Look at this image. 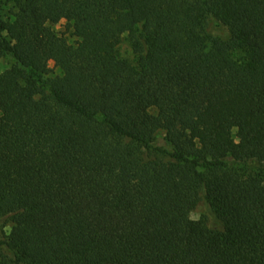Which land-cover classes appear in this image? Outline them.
<instances>
[{"label": "trees", "instance_id": "16d2710c", "mask_svg": "<svg viewBox=\"0 0 264 264\" xmlns=\"http://www.w3.org/2000/svg\"><path fill=\"white\" fill-rule=\"evenodd\" d=\"M12 1L0 264H264V0Z\"/></svg>", "mask_w": 264, "mask_h": 264}, {"label": "rangeland", "instance_id": "374dc122", "mask_svg": "<svg viewBox=\"0 0 264 264\" xmlns=\"http://www.w3.org/2000/svg\"><path fill=\"white\" fill-rule=\"evenodd\" d=\"M13 5V1L11 0H0V8L3 9L4 13L6 15H9L11 13V8ZM65 22L60 23L58 25H56L54 28L62 33L64 31H66L65 28ZM209 30L212 34L214 35H218V36H223V37H227L228 36V29L225 25H223V23H221L220 21L211 18L209 19ZM71 34L67 32V36L69 37V39L71 40V42L74 41V38L72 36H70ZM120 51L122 53L123 56L128 57V58H133V54H132V49L129 45V43L127 41H124L122 43V45L120 46ZM11 64V62L8 59H3L2 61V67H7ZM51 68H54V64L51 63ZM203 212H206V207L204 205H202V208H199L195 211H193L191 213V218L193 219H200L201 215L203 214ZM7 231H10V227L7 228Z\"/></svg>", "mask_w": 264, "mask_h": 264}]
</instances>
